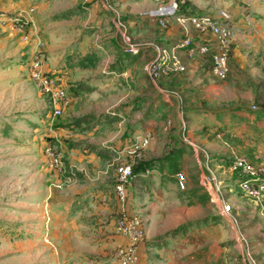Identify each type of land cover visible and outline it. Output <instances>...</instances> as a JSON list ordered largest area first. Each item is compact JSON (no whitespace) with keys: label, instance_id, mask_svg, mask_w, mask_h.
Here are the masks:
<instances>
[{"label":"rangeland","instance_id":"1","mask_svg":"<svg viewBox=\"0 0 264 264\" xmlns=\"http://www.w3.org/2000/svg\"><path fill=\"white\" fill-rule=\"evenodd\" d=\"M12 2V7H0V11L17 17L25 28L21 32L11 21L0 20V264H120L111 259L113 250L108 246L109 235L115 234L113 228L106 229L112 218L105 222H99V217L75 218L72 204L79 195L76 181L83 178L70 168V156L79 150L84 154L85 150L97 152L100 146L88 142L91 137L119 134L124 140L149 132L155 152H166L171 140L184 143L190 152L185 162L177 159L173 150L150 159V144L135 158L134 177L146 185L148 193L145 191L141 198L148 206L134 209L146 227L151 203L169 214L181 203L190 207L189 219L155 238L160 244H156V253L168 250L169 257L162 260L176 264L175 257L187 246V264H250L253 259L247 252L252 241L259 242L260 231L255 230L252 239L248 235L256 223L263 224L264 231V218L260 214L252 219L244 217L248 213L245 209L236 215L234 202L228 199L235 219L224 212L206 177L212 176V157L199 162L192 147L201 154L203 149L210 153L205 140L217 138L226 128L214 122L207 124L209 111L229 114L240 109H264V36L248 35V40H254L253 48L248 45L241 59L233 60L228 79H214L215 88L209 87L207 77L204 84L167 88L162 77L168 72L156 77L149 74L153 57H140V50L133 48L140 38L120 24L116 0H31L30 8L20 0ZM37 56L44 58L46 70L60 74L69 87L61 116L54 114L31 77L30 64ZM89 92L96 93L93 99ZM91 101L110 107V115L84 113ZM106 116L114 122L108 129L92 127ZM234 119L239 123L237 117ZM49 149L62 157V172L51 166ZM242 149L230 153L232 160L246 157L252 161L256 148ZM112 152L116 154L113 147ZM101 154L97 173L105 175ZM221 158L228 160L225 155ZM115 159L118 164L120 158L116 155ZM177 171L187 173L188 189H178V196L172 200L168 195L177 187ZM133 191L132 199L136 196ZM160 191L167 196L159 197ZM248 219L252 225L246 227ZM255 261L264 264L261 258L255 257Z\"/></svg>","mask_w":264,"mask_h":264},{"label":"crops","instance_id":"2","mask_svg":"<svg viewBox=\"0 0 264 264\" xmlns=\"http://www.w3.org/2000/svg\"><path fill=\"white\" fill-rule=\"evenodd\" d=\"M29 1L31 0H20V2H22L25 7L28 6L30 8L28 3ZM9 2H11V0H0V7L4 9L12 7L14 5L13 2L12 4ZM112 4H114V2ZM115 4L118 6V17L124 30L128 33H133L140 38V41H138L139 43H135L133 47L134 49L135 47L137 48L135 51L139 52L140 50V57L149 55L154 59L158 56L161 49L172 51L173 46L188 35L196 43H200L202 41H212V43H214L212 35H203L198 33L188 22L181 23L176 20H172L168 28H161L157 19V15L155 14L157 12L158 5L152 0H116ZM179 6V9L182 12H185L186 15H188L190 12L198 13V11L209 12L213 15H218V11L221 9H225L231 14L238 26L239 31L237 40L233 44L231 52V72L233 60L236 62L241 59L242 52L245 47L249 45L251 48H253L255 44L254 40H248V35L258 34L259 36H264V0H179ZM30 10L32 11L33 9ZM141 50L143 52H141ZM176 53L180 57L181 62L186 65L187 72L176 73L169 70L168 74H165L162 77V81H164V84L167 88H189L191 83L195 82H203L204 84L206 77L208 78L207 80L209 82V87H216V80H214L215 78L210 72V56L206 57L199 54L191 56L185 49H179ZM197 71L199 73H197ZM60 72L63 73L66 72V70L60 69ZM208 76L212 77L213 79ZM89 93L93 99V96H95L96 93ZM82 94L83 93L77 96L82 97ZM72 99H70L69 102ZM164 99L166 100L167 97H164ZM169 106L174 107V103L170 101ZM111 110L112 109L110 107H103L101 102L94 105L93 101H91V105L83 112L110 115ZM209 113L210 115H205V117L208 118L207 124H209V122H214L212 124L225 125L226 128L223 127L224 130L217 133L218 140L217 138H213L212 140L208 141L205 140L207 143L204 144H207L208 148L210 149V153L203 149L205 153L201 154L199 150H196V146H194V148L192 147V149L194 150V156H197L199 162L202 161V159L208 160L212 157L210 162L212 168L209 167L211 168V172L208 168L210 172L209 174L212 176L206 177L210 180L211 185L213 186L217 196L216 199L222 205L223 211V204L224 202H227L226 199H228L229 201L234 202L233 206L236 215L240 214L241 210L245 209L248 211V213L244 217H249L252 219L261 215L264 218V202H252L242 193L239 185L240 174L237 172H232L230 166L232 161V155H230V153L233 154L235 149L237 151L243 152L242 148L248 147L256 148L257 153L251 155L252 161L256 163H264V114L259 115V112L257 111L249 112L245 109L230 112L229 114H224L219 110L209 111ZM235 117L239 119V123H236L234 119ZM110 123L113 124L114 122H111V120H109V116H106L105 120H100L99 122L93 123L92 127L96 126V128L101 131L108 129L109 126H111ZM205 123H203V127L208 129L209 127ZM216 129H218V127H215L214 130ZM212 130L213 129H211V133ZM93 134L94 132H88V135ZM119 136L121 135L114 134L112 137L109 136L107 138L91 137L88 142H92V144L95 146H100L99 150L95 153H89L88 150H85L86 154H84L81 150L76 151L70 156L71 161L69 163L70 168L73 171L75 170L77 173H79V177L82 176L80 178H83L76 181L77 189L75 192L79 195L76 197L77 202L72 204L75 205V218L83 220L91 219L92 217H99V222H105V220L109 217L112 218L109 226L107 225L106 229H111L112 231L113 228L115 233L111 236L109 235L111 243L108 245L111 247L110 249L113 250V255H111V259L113 260H115L114 250L119 245L130 242L128 238L117 234L115 231V223L119 214L120 205L114 191V185L117 177V168L118 165H120V161H118V164H115L114 161L116 160V155L117 159H126V155H122L120 157L117 153L113 154L112 147L114 149L116 147L118 148L124 146L131 140V138L123 140L122 138H119ZM154 143L155 142L152 143L153 145L151 144L149 149L150 159L158 158L163 153L169 154L170 150H173L175 152L174 155H176L177 159L181 160L182 162H185L186 159H189V147L180 141L177 142L175 140L172 142L171 140L170 146L168 145V149H165L166 152L162 153L157 151L155 152ZM100 153H103L101 155H103L105 158V161L102 162L103 170H107L105 175H100L97 173L100 166ZM223 155L227 156L228 160L221 158ZM202 169L204 171L203 167ZM143 182L144 181L142 179L135 177H133L131 180V189H134L133 192L136 196H134V199H132L130 189V202L128 207V211L130 213L139 212L137 211V207L141 210L142 206H146V208L148 206L141 198L142 195L147 192L146 185H144ZM154 182H156L155 184L158 187L159 184H161L158 179H156ZM172 189L173 191L171 190L168 198L171 197L173 200L174 197L178 196L179 187L177 185V187L174 186ZM166 196V193L160 191L159 197ZM243 199L246 201H243ZM239 201H242V203H239ZM72 205L70 204L69 210L72 209ZM150 208L152 211L148 216L149 223L146 227V240L138 246L139 262L136 264H156V261H161L160 264H172L169 261L166 262L165 260H162L166 259L165 256L169 257V252H167L168 250L166 251L163 249L158 251L159 255L156 253L160 244L159 242L155 241V238L161 234H165L171 229L176 228L185 220V218L189 219L190 207L188 203L185 205L181 203L176 208L172 207L173 211L170 214V211L168 210H160L161 208H158L157 203H151ZM258 210L260 212H258ZM230 211L229 213L234 217L235 215H233L232 211ZM82 215L84 217L81 218L80 216ZM250 222L251 221L247 223L246 227L252 225ZM73 223H76L75 219ZM257 229L260 231L258 235L259 237L257 238L259 242L252 241V246L247 253L253 259V261H255L256 257L258 259L261 258V261L264 262V242H262L264 241V231L262 230L263 224L256 223L254 230H252L253 232L248 235V237L250 236L251 239L252 237H255L254 234L255 230ZM189 252L190 251L187 246L183 248L182 254L175 257V263L187 264L184 258L189 257Z\"/></svg>","mask_w":264,"mask_h":264},{"label":"built area","instance_id":"3","mask_svg":"<svg viewBox=\"0 0 264 264\" xmlns=\"http://www.w3.org/2000/svg\"><path fill=\"white\" fill-rule=\"evenodd\" d=\"M158 5L157 19L161 28L169 27L172 20L181 23L188 22L198 33L213 37L212 41L196 43L189 35L176 43L172 51L161 49L157 57L148 65V73L155 77L169 70L176 73H183L187 70L178 54L179 49H185L189 55L199 54L210 56L212 76L224 81L231 74V52L233 44L237 40L238 26L231 14L221 9L218 15L209 12H198L192 14H180L179 0H152ZM0 20L11 21L13 27L23 31L24 23L19 22L17 17H8L0 11ZM30 74L43 94L49 100L54 114L61 116L63 108L67 104L68 85L63 77L53 71L44 68V58L37 56L30 64ZM153 135L149 132L146 135L133 137L128 144L114 148V151L121 157L117 168V177L114 191L119 200V214L116 218L115 231L129 239V243L119 245L114 250V258L120 264H136L139 262L138 246L146 240V226L143 217L139 214L128 211L130 202L131 180L134 177L135 158L149 147ZM51 166L56 171L62 172L65 169L62 157L52 150L47 151ZM232 172L240 174L239 185L242 193L255 201L264 199V163H256L246 157H235L231 162ZM175 180L180 190L188 189V176L184 171L175 173ZM224 211L229 213L231 205L224 202ZM250 264H257L252 261Z\"/></svg>","mask_w":264,"mask_h":264},{"label":"trees","instance_id":"4","mask_svg":"<svg viewBox=\"0 0 264 264\" xmlns=\"http://www.w3.org/2000/svg\"><path fill=\"white\" fill-rule=\"evenodd\" d=\"M198 12H202V11H198ZM192 13H195V12H190L189 14H192ZM180 14H186L185 12H182L181 10H180ZM262 114H264V109L263 110H261L260 112H259V115H262ZM135 167H134V175H135Z\"/></svg>","mask_w":264,"mask_h":264}]
</instances>
